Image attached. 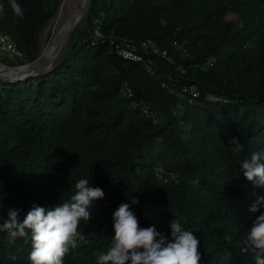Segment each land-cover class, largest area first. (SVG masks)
<instances>
[{"label": "trees", "instance_id": "trees-1", "mask_svg": "<svg viewBox=\"0 0 264 264\" xmlns=\"http://www.w3.org/2000/svg\"><path fill=\"white\" fill-rule=\"evenodd\" d=\"M60 1L17 0L21 19L10 0H0V31L28 62ZM95 27L102 37L93 36ZM69 37L48 72L0 79V224L9 209H19L22 221L34 204L51 209L69 200L76 182L89 178L104 196L93 202L92 219L80 223L87 243L70 250L64 264H97L111 246L112 213L122 202L140 227L154 225L166 236L172 219L187 218L182 227L199 238L201 264H255L240 242L264 207L261 201L249 210L264 188L245 179L240 162L264 150V0H91L84 26ZM123 37L151 39L169 58H120L111 41ZM209 57L215 62L204 66ZM167 73L170 86L197 84L200 95L188 102L168 91L161 85ZM123 82L159 113L156 123L119 97ZM235 136L239 153L229 143ZM30 251V242H10L0 230V264H31Z\"/></svg>", "mask_w": 264, "mask_h": 264}, {"label": "clouds", "instance_id": "clouds-1", "mask_svg": "<svg viewBox=\"0 0 264 264\" xmlns=\"http://www.w3.org/2000/svg\"><path fill=\"white\" fill-rule=\"evenodd\" d=\"M15 16L23 19L24 9L17 0H10ZM0 5V12H3ZM232 151L243 149L239 137L229 140ZM245 179L254 187L264 188V150L251 153L240 162ZM76 191L69 200L56 204L51 209L33 205L23 220H19V209H9L7 219L0 224L10 242L17 238L25 244L30 242L31 264H64V257L70 250L77 249L87 239L80 230L81 221L86 224L92 219V205L101 199L104 192L100 187L90 186L89 178H81L75 184ZM264 201L258 196L249 210L255 212ZM138 199L132 198L131 204ZM113 236L106 254L97 257V264H201L200 240L193 232L182 227L181 220L170 221V236L159 232L154 225L140 227L138 218L129 203H120L112 213ZM241 252L255 253V264H264V207L256 216L240 242ZM15 259V257H12Z\"/></svg>", "mask_w": 264, "mask_h": 264}, {"label": "built area", "instance_id": "built-area-1", "mask_svg": "<svg viewBox=\"0 0 264 264\" xmlns=\"http://www.w3.org/2000/svg\"><path fill=\"white\" fill-rule=\"evenodd\" d=\"M93 36L96 38L102 37V34L98 30V27H95L93 30ZM113 50L117 56L120 58L133 61V62H143L147 55H153L161 59L169 58L168 50L165 47H161L156 42L151 39H143L138 42L133 41L128 37L118 38L117 41H111ZM172 45L181 50L184 49L183 43H179L177 40L172 41ZM0 55H5L11 60L19 59L24 60L26 56L17 48L15 42L10 38L8 34H5L0 31ZM215 62L214 57H209L205 62L204 66H212ZM177 70L181 74L185 72L184 68L178 66ZM148 70L152 71V68L149 66ZM173 77L170 73H167V79L161 81V85L164 88H167L170 92L177 93L180 97H185L188 102H192L195 98L200 95V88L197 84H184L181 85L179 90L170 86ZM119 97L130 99L129 106L134 109H138L139 113L144 117L151 120L153 123H156L159 120V113L154 110L148 103L144 100L139 99L135 100L134 90L127 83L123 82L119 89ZM178 107L181 108V104H178ZM165 180V178H164Z\"/></svg>", "mask_w": 264, "mask_h": 264}, {"label": "rangeland", "instance_id": "rangeland-1", "mask_svg": "<svg viewBox=\"0 0 264 264\" xmlns=\"http://www.w3.org/2000/svg\"><path fill=\"white\" fill-rule=\"evenodd\" d=\"M70 1L71 2H69V4L66 5L67 7L65 6L64 13L62 14V17H60L58 20H56L57 12H58V10L60 8V5H61V2H62V0H61L58 9L55 11V13L49 18V20L46 22V24L39 31V34H38V38H39V49H38L37 56L40 53H42L43 50L50 48V45L52 44V42H53V40L55 38V35L58 33V31L61 28V26H63L66 23V21H68V19H70L69 16L71 17V14L75 10L74 8L76 6L77 0H70ZM101 1L102 0H97V3H100ZM66 8H68V9H66ZM65 10H67L68 12L67 11L65 12ZM65 13H66V15H65L66 17L64 16ZM86 14H85V16H86ZM85 16L83 17V19L81 20V22L77 26L78 29H80V28H82V26H84V18H85ZM229 16L233 17V14H229ZM62 19H63V21H61ZM96 20L97 19L95 18L94 19L95 24H96ZM74 31H72V32H74ZM70 34L68 35L66 41L61 45V47L59 48V50L57 51V53L54 55L55 58L53 56V58L50 59V60H48V58L46 60H44L38 66V68H36L34 70V73L31 76H29V77H32V76H34V75H36L38 73H41V72L42 73L43 72H48L58 62L59 58L61 57V55L64 54V52L66 51V49L68 47V43L70 41V39H69L70 38L69 37ZM22 61H23V63L20 64V65H24V64H28L29 63L26 58L24 60H22ZM12 62H13V64H8L5 61H1L0 60V73L6 75L5 73L8 72L9 70L14 69L16 71V70H20V69L23 68V67H21V68L16 69V67L17 66H20V65H16V63L14 61H12ZM29 77H27V78H29ZM183 98L185 99V97H183ZM178 109L181 110L180 107H178ZM175 179H176V177L174 175L173 176H169L167 178V181L166 182L167 183L168 182H173Z\"/></svg>", "mask_w": 264, "mask_h": 264}, {"label": "water", "instance_id": "water-1", "mask_svg": "<svg viewBox=\"0 0 264 264\" xmlns=\"http://www.w3.org/2000/svg\"><path fill=\"white\" fill-rule=\"evenodd\" d=\"M90 1L91 0H82L80 9L76 11L65 23L57 38L47 51L40 53L33 61L29 62L28 64L17 66L16 69L21 67H23V69L16 70L13 74L4 75L0 73V79L3 81L14 82L26 79L27 77L31 76L34 73V70L38 68V66L44 60H46L52 53H55L59 50L65 38H67L68 35L77 28L88 11Z\"/></svg>", "mask_w": 264, "mask_h": 264}, {"label": "bare ground", "instance_id": "bare-ground-1", "mask_svg": "<svg viewBox=\"0 0 264 264\" xmlns=\"http://www.w3.org/2000/svg\"><path fill=\"white\" fill-rule=\"evenodd\" d=\"M69 2H71L70 0H62V2H61V5H60V8H59V10H58V12H57V16H56V20H58L60 17H62V14L64 13V9H65V6L67 5V4H69ZM81 2H82V0H77V3H76V6H75V10L73 11V13L71 14V17H72V15L76 12V11H78L79 9H80V7H81ZM73 5V4H72ZM67 7V6H66ZM66 9H68V8H66ZM67 10H65V12H66ZM68 12V11H67ZM66 15V13L64 14V16ZM66 17V16H65ZM70 16H69V18H71ZM66 19V18H65ZM69 20V19H68ZM61 21H63V19L61 20ZM67 22V21H66ZM58 23V22H57ZM65 25V24H64ZM63 25V26H64ZM63 26H61V28L59 29V31H58V33L55 35V38H54V40H53V42L55 41V39L57 38V36H58V34H59V32H60V30L63 28ZM66 39L67 38H65V40L63 41V43L66 41ZM53 42H52V44H53ZM62 43V44H63ZM51 44V43H50ZM51 44V45H52ZM61 44V45H62ZM50 45V46H51ZM61 47V46H60ZM49 49V48H48ZM48 49H45V50H43V52H45V51H47ZM57 52H55V53H52L49 57H48V60H50V59H52L53 58V56L56 54ZM54 58H55V56H54ZM23 69V68H22ZM21 70V69H20ZM15 72V70L14 69H12V70H9L8 72H6L5 74L7 75V74H13Z\"/></svg>", "mask_w": 264, "mask_h": 264}]
</instances>
